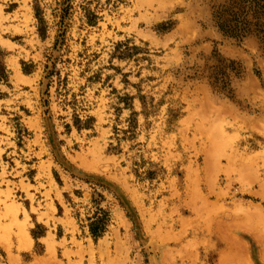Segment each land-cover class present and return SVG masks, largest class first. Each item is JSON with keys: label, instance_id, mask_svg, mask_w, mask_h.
<instances>
[{"label": "rangeland", "instance_id": "1", "mask_svg": "<svg viewBox=\"0 0 264 264\" xmlns=\"http://www.w3.org/2000/svg\"><path fill=\"white\" fill-rule=\"evenodd\" d=\"M237 241L264 264V0H0V264Z\"/></svg>", "mask_w": 264, "mask_h": 264}, {"label": "bare ground", "instance_id": "2", "mask_svg": "<svg viewBox=\"0 0 264 264\" xmlns=\"http://www.w3.org/2000/svg\"><path fill=\"white\" fill-rule=\"evenodd\" d=\"M29 240H30V236H29ZM29 240H27V242L25 241L26 244L24 243V241H21V243H23L22 245H20L22 247V249L23 248H26L29 245L28 244L29 243L28 242ZM31 242H32V240H31ZM246 242H248V241H246ZM239 243H238V241L237 242H230V245H228V251L221 256V261L218 264H243L244 260L248 258V251H249V249L247 251L246 248H245V246H243L244 244L242 245L241 244L242 242L240 244ZM263 243L264 242H262V244ZM24 244L25 245L28 244V245L25 246ZM246 246H247V244H246ZM249 254H250V252H249ZM50 261H52V260H50ZM44 262H45V260H44Z\"/></svg>", "mask_w": 264, "mask_h": 264}]
</instances>
